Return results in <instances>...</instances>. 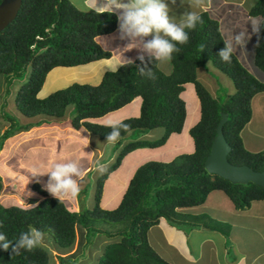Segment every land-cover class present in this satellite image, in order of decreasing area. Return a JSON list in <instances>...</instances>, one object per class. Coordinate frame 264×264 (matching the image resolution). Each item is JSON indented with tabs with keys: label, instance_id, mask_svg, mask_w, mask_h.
Masks as SVG:
<instances>
[{
	"label": "trees",
	"instance_id": "16d2710c",
	"mask_svg": "<svg viewBox=\"0 0 264 264\" xmlns=\"http://www.w3.org/2000/svg\"><path fill=\"white\" fill-rule=\"evenodd\" d=\"M247 13L249 17L264 18V0H257ZM200 14L203 23L189 32L187 44L178 45L181 51L173 54L169 75H163L156 62L152 65L145 56L144 64L152 68L154 80L138 72L143 65L137 59L132 65L125 63L113 72H105L97 86L74 83L38 99L36 95L51 69L81 66L109 57L94 39L114 31L116 16L81 11L68 0H19L0 25V86L2 81L7 87L14 80L21 82L14 95L15 110L21 116L59 119L71 107L74 116L69 123L73 129L82 126L91 135L106 140L111 128L83 120L99 118L138 98V116L121 121L130 125L127 131L121 130V137L127 132L138 134L156 128H160L162 134L155 141H135L123 146L114 163L96 177L91 209L69 211L62 201L33 185L32 189L41 196L35 206L0 205V233L14 242L21 232L35 228L46 234L56 247L66 250L72 247L79 228L83 229L86 239L95 234L118 237L103 247L96 264H165L146 240V232L159 219L177 229L199 225L202 218L176 210L201 205L207 194L215 190L221 191L237 210L247 208L251 201L264 200V188L251 183L233 185L203 169L220 113H224L227 119L222 134L230 147L226 157L228 163L264 171V155L245 151L239 137L249 120L250 100L255 94L264 92V82L248 74L234 55L231 63L221 61L217 54L225 43L218 23L206 13ZM259 36L260 44L254 46L252 63L264 74V30ZM206 62L231 82L233 93L225 95L224 100L216 94L211 97L196 80V69ZM185 84L193 86L199 104L198 122L188 130L193 152L179 155L167 163L142 164L128 181L118 205L110 211L101 209L99 199L103 182L125 154L137 148L161 146L170 134L181 131L185 109L179 94ZM3 117L9 124L0 136V146L13 132L29 127L20 128L6 115ZM100 222L124 228L119 231L117 227L118 231L111 234L97 228L96 224ZM50 258L48 250L41 246L31 252L21 250L19 255H13L11 248L8 251L0 249V264H51ZM56 262L73 264L70 259L61 257H57Z\"/></svg>",
	"mask_w": 264,
	"mask_h": 264
},
{
	"label": "crops",
	"instance_id": "0c3cea01",
	"mask_svg": "<svg viewBox=\"0 0 264 264\" xmlns=\"http://www.w3.org/2000/svg\"><path fill=\"white\" fill-rule=\"evenodd\" d=\"M251 1L208 0L205 9L195 10L199 13H206L210 19L218 23V30L224 43L226 41L223 38L220 23L222 24L226 17L229 19L230 14H232V20L241 21L246 24V28H248L247 33L252 41L254 38L255 46L256 35L252 34L250 25V18L252 17H249L247 12L257 0L254 2ZM165 2L168 3L170 15L177 19L183 11L191 10L188 8L190 0H184L183 4H181V0H176L175 4L171 0H165ZM97 3L100 6L104 3V0H97ZM79 5H83L84 10H81V7L77 8L78 10L94 12L90 10V5L86 4L85 0H82ZM229 26L232 28L231 23ZM117 29L118 23L116 19V26L113 32L98 36L94 39L97 46L109 54L107 59L76 67H56L51 69L46 74L36 97L43 99L50 93L64 89L74 83L97 86L105 72L115 71L120 65L127 63L126 60L133 62L137 60L136 58L140 53L136 49L128 50L125 48L127 41H122L118 38ZM233 34L235 35L231 31L230 35ZM254 46H252L253 53ZM243 51V47L237 48V51L233 54L238 62L241 59L240 56L244 57ZM244 59L246 60V56ZM241 61L243 62V60ZM156 66L163 75H169L171 73L172 68L170 62L163 65L156 63ZM261 79L258 81L264 82V77ZM196 80L213 98L218 91V81L226 82V84L230 85L224 75L213 68L210 62H206L205 66L196 69ZM179 98L184 103L185 109V118L181 131L177 134H170L164 144L159 146L160 148H137L125 154L119 161L116 169L110 172L103 182L99 202L101 209L109 210L118 205L128 181L134 171L142 164L146 162L167 163L179 155H188L193 152V144L188 135V130L199 119V104L195 97L193 86L191 84H185L179 94ZM139 105L140 100L134 98L118 110L96 119H85L83 121L88 124L100 126H104L109 119L121 122L137 117ZM249 107V121L239 133L241 145L248 153H261L264 155V92L255 94L250 100ZM69 108L70 114L71 107ZM44 119L46 117L41 116L21 118L22 122L24 121L30 127L27 130L30 131L29 135L22 136L23 134L21 135L20 132H16V135L18 133L20 135H17L18 142L15 146H18V144H27V149L21 153H13L9 148H6L5 143L9 137L2 143V148H0V205L3 207L17 206L26 208L31 207L29 205H35L41 200V196L32 189L33 185H37V179L41 183L40 187L37 185L39 189L49 195L44 190L48 176L43 175L35 179L32 178V172L29 171V168L22 165L25 159L28 163L35 166L33 169H37L42 173L47 172L55 163L78 161L83 176V179L79 181L81 192L90 183V180L87 181L90 176V178L95 179L102 171L114 163L118 152L124 145L135 141H155L162 134V130L156 128L147 132H138L137 137L132 139L136 131L127 132L115 145H106V140H101L97 136L91 135L82 126L78 129H73L69 123L68 126L73 131L66 133L64 140L66 144L62 145V148L58 150H55V147L46 145L43 149L45 152L43 160L47 161V165L40 167L41 157H39L38 153L40 146H36L33 143L41 136L45 137V131L43 130H48V133L58 135V139L59 136L64 135V132H69L66 131L67 128L65 126L62 127L63 130L54 125L45 124L43 122ZM47 119L52 121L59 120L60 118ZM80 130L82 131L80 132ZM49 137L56 138L55 136ZM41 147H44V145H41ZM13 166L16 174L8 175L9 169ZM22 171L23 174L20 175ZM21 184H23L24 190L19 189L21 188ZM93 185L94 182L91 188H94ZM93 190L91 189L89 191L90 194H87L86 197L80 196L79 192L76 197L66 198L60 201H62L67 210L72 212H78L80 207L89 209L88 206H92L93 203ZM178 212L200 217L202 218L201 222L199 225L197 223L195 227L177 229L169 226L161 218L146 233V240L149 247L165 264H264V200L251 201L247 208L237 210L221 191L215 190L207 194L205 201L201 205L185 208ZM78 231L79 238H77L78 242L76 244L80 247L78 250H71L72 247L66 250L59 249L44 234L45 243L43 242L40 246L48 250L51 257V264H57V257H61L63 260L70 259L73 264H95L103 247L118 239L116 236L107 238L103 235H96L93 238L95 240L101 239V242L96 246H91L86 243L87 239L84 233L80 229ZM48 246L51 251H49ZM78 255H84L85 258L82 256L83 259L80 258L81 260H78Z\"/></svg>",
	"mask_w": 264,
	"mask_h": 264
},
{
	"label": "clouds",
	"instance_id": "9594fccd",
	"mask_svg": "<svg viewBox=\"0 0 264 264\" xmlns=\"http://www.w3.org/2000/svg\"><path fill=\"white\" fill-rule=\"evenodd\" d=\"M171 2L175 4L176 0H171ZM183 2L184 0H181V4ZM85 3L90 5L91 11L100 15L105 13L116 15L118 38L127 41L126 49L138 50L140 55L136 59L140 60L143 65L138 68V72L142 76L154 80L156 77L152 68L150 69L144 64L145 55L148 56L152 65L154 62L161 65L169 63L173 59V54L181 51L178 45L187 44L189 32L195 30L197 24L203 23L201 14L195 9H205L208 0H190L188 8L191 10L183 11L178 19L170 15V9L165 0H104L100 6H98L97 0H85ZM80 7L81 10H84L83 5ZM250 20L252 34L257 36L256 47L260 44L259 34L261 30H264V18L252 17ZM249 39L250 36L247 32L232 35L217 56L222 62L231 63V57L237 48H244ZM203 47L202 45V52ZM126 61L128 65L133 63L131 60ZM104 126L111 128V131L106 135V145H115L121 138V130L127 131L130 128L128 124L111 119L107 120ZM43 175L48 176L44 190L53 198L60 201L78 196L79 181L83 179L78 161L55 163L44 173L37 169L32 170L34 179ZM37 182L40 181L37 179ZM182 209L185 208L176 211ZM43 242L44 233L35 228L21 232L14 242L0 233V249L8 251L11 248L13 255H19L21 250L31 252Z\"/></svg>",
	"mask_w": 264,
	"mask_h": 264
},
{
	"label": "rangeland",
	"instance_id": "374dc122",
	"mask_svg": "<svg viewBox=\"0 0 264 264\" xmlns=\"http://www.w3.org/2000/svg\"><path fill=\"white\" fill-rule=\"evenodd\" d=\"M68 1L71 2L74 7L80 8L79 3H81L82 0H68ZM252 1L254 2L256 0H252ZM230 15L231 16H229V19H228V17H226L225 18V21L222 24L220 23V29L223 32V38H224V40L226 42H228L229 38L232 36V35H230V32L231 31L234 32L235 35L236 34H239V32H247L248 31V28H246V24L244 22L232 20L233 19L232 18V14H230ZM226 19H228V20L226 21ZM5 21H6V19L3 20V22H5ZM230 23H231L232 28L229 26ZM252 42H253V44H252ZM254 42H255L254 38H253V41L250 38L248 40V42L246 43V45L244 46V51H243L244 52V57L246 56V60L248 62L244 59V57L240 56L241 59L239 61V64L242 66V68H244L247 71L248 74H250L256 80H260L262 77H264L263 74H261L252 65V58H253V49H252V46H254ZM241 60H243V62ZM203 66H205V64ZM224 77H225L226 80H228V78L225 75H224ZM23 78H25V77H23ZM229 83H230V85L229 84H226V82L218 81L217 87L219 89L220 88L221 89H220V91H217V93H216V97L217 98L224 100L225 99V95L232 94V92H233L232 85H231V82L230 81H229ZM20 85H21V82H19L17 80H14L11 83V85H9L8 87L6 86V84L3 81H2V84L0 86V136L3 134V132L6 130V127L9 124L7 122V119H5L3 117V115H6L9 119H11L12 123L15 122V124H17V126L20 127V128L22 126L23 127H26L27 126L26 123L24 121L22 122V120H21V118L24 119V117L21 116L15 110V106H14V95H15V93L18 90V88H19ZM221 92H223L225 94H223ZM69 112H70V108L69 109H66L65 112H64V114H63V117H61L59 120H52L51 121V120H49L47 118L44 119L43 122L45 124L54 125V126L60 128V129H63L62 127L65 126L67 128L66 131H69V132H64V135L63 136H59V139H58L57 138L58 135L56 136L53 133H48V130H43V131H45L44 132L45 133V137H42L41 136L39 139H36V142L33 143V144H36V146H40V150L38 151L39 157H41L40 167H45L47 165V161L46 160H43V156L45 155V152L43 151V149L45 148V146L46 145H49V147H55L54 148L55 150H58V149L62 148V145L66 144V142L64 141L65 140L66 133H70V132L73 131L71 128H69L68 124H69L70 119L74 116V114L72 113V111H71L70 114H69ZM29 129H30V127L29 128H26L23 131L22 130L20 131V129H19V130L13 132L12 133V137L10 135L9 138L7 139L6 143H5L6 148H9V150H11L13 153H17V152L21 153L22 151H24L25 149H27V144L26 145H19L18 144V146H15V144H17V142H18L17 135L18 134L20 135V133H21V135L23 134L22 136L29 135L30 134V131H27ZM81 131L82 130H80V132ZM16 132H20V133H18L16 135ZM49 136H55L56 138H52V137H49ZM136 137H137V134H135L132 137V139H135ZM2 145L0 146V148H2ZM41 145H44V147H41ZM68 147H69V145H68ZM25 154H26V152H25ZM22 165L23 166H27L29 168V171L30 172H32L33 168L35 167L33 164L28 163L26 161V159L22 162ZM9 174H12V175L13 174H16L15 171H14V166L9 169L8 175ZM22 174H23V171L21 172L20 175H22ZM98 174H99V172H98ZM90 177L87 179V181L90 180V183H88V185H86L83 188V190H81L80 196L86 197L87 194H90L89 191L91 189H94V188H91V186H92L93 182L96 180V178L95 179H92ZM37 185L40 187L41 186V183H37ZM20 187L21 188H19V189L24 190L23 184H21ZM99 202H100V199H99ZM90 207L91 206H88L89 209H90ZM99 207H100V205H99ZM80 209H81V207H80ZM110 210H112V209H109V211ZM96 226H97L98 229H100L102 231L105 230V231H107L108 233H111V234L114 233V232H116L117 229H115V228H117V227H119V231H121L124 228V226L112 225V224H109V223H106L104 225L101 222L100 223H97ZM78 230L79 229L77 228V230H76V237H75V240H74L75 242H74V245L72 246L71 250H73V249H77L78 250L80 248L78 245H76L77 242H78L77 238H79V231ZM80 231H82L84 233L83 229H81ZM101 235H103V234H101ZM95 236H96V234L93 237H95ZM93 237L87 238V241H88V244L89 245L96 246V245H98L101 242V239H96L95 240ZM91 238H93V239H91ZM49 251H51L50 247H49ZM83 251H84V249H83ZM85 255H86V253H85ZM82 256H83V258H85L84 255H82ZM82 256L78 255V260L83 259Z\"/></svg>",
	"mask_w": 264,
	"mask_h": 264
},
{
	"label": "water",
	"instance_id": "95a60500",
	"mask_svg": "<svg viewBox=\"0 0 264 264\" xmlns=\"http://www.w3.org/2000/svg\"><path fill=\"white\" fill-rule=\"evenodd\" d=\"M19 0H1L0 25L13 10ZM227 119L226 114L220 113V119L216 124L215 136L210 144L209 153L203 161V169L209 175H215L233 185H246L251 183L264 188V171L257 172L245 165H232L227 161L230 147L224 140L222 127Z\"/></svg>",
	"mask_w": 264,
	"mask_h": 264
}]
</instances>
